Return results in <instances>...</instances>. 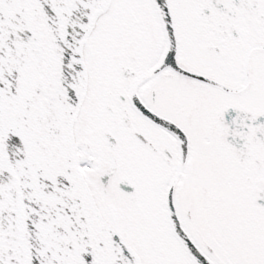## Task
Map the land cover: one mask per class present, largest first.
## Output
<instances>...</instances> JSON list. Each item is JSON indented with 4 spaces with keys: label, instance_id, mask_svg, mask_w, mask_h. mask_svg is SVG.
Returning <instances> with one entry per match:
<instances>
[{
    "label": "snow or ice",
    "instance_id": "1",
    "mask_svg": "<svg viewBox=\"0 0 264 264\" xmlns=\"http://www.w3.org/2000/svg\"><path fill=\"white\" fill-rule=\"evenodd\" d=\"M0 264H264V0H0Z\"/></svg>",
    "mask_w": 264,
    "mask_h": 264
}]
</instances>
